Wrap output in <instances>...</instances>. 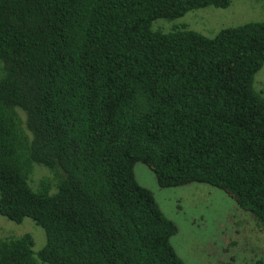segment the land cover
<instances>
[{
    "label": "trees",
    "instance_id": "obj_1",
    "mask_svg": "<svg viewBox=\"0 0 264 264\" xmlns=\"http://www.w3.org/2000/svg\"><path fill=\"white\" fill-rule=\"evenodd\" d=\"M230 0H0V264H185L135 178L224 190L264 231V20L153 22ZM44 167V168H40Z\"/></svg>",
    "mask_w": 264,
    "mask_h": 264
},
{
    "label": "rangeland",
    "instance_id": "obj_2",
    "mask_svg": "<svg viewBox=\"0 0 264 264\" xmlns=\"http://www.w3.org/2000/svg\"><path fill=\"white\" fill-rule=\"evenodd\" d=\"M258 20H264V0H230L225 8L204 7L173 19L157 18L152 28L159 29L156 24L168 32L185 24L186 29L212 37L222 28ZM253 87L264 89V64L254 75ZM134 174L177 225L170 242L185 264H264V231L224 190L198 182L160 187L142 162L135 164ZM25 232L32 235L33 249L38 251L45 243L40 226L28 217L16 223L0 215L1 237Z\"/></svg>",
    "mask_w": 264,
    "mask_h": 264
}]
</instances>
